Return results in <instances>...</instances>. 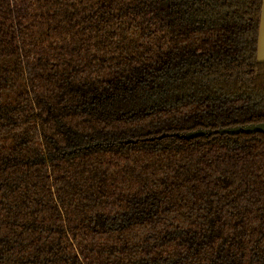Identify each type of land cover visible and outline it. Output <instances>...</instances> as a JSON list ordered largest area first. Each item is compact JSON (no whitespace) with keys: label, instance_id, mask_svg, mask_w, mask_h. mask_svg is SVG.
I'll list each match as a JSON object with an SVG mask.
<instances>
[{"label":"trees","instance_id":"1","mask_svg":"<svg viewBox=\"0 0 264 264\" xmlns=\"http://www.w3.org/2000/svg\"><path fill=\"white\" fill-rule=\"evenodd\" d=\"M264 0H0V264H264Z\"/></svg>","mask_w":264,"mask_h":264},{"label":"water","instance_id":"2","mask_svg":"<svg viewBox=\"0 0 264 264\" xmlns=\"http://www.w3.org/2000/svg\"><path fill=\"white\" fill-rule=\"evenodd\" d=\"M263 18H264V2H263L262 13H261V18H260V25H261ZM259 38H260V26H259L258 45H259ZM257 59L264 61V58L260 57L258 53V46H257ZM214 132L218 134H229V135H235L239 133H245V134H254L258 132L264 133V122L219 128L216 131L196 129L193 131H187L178 136L184 139H192V138H196L199 136H208Z\"/></svg>","mask_w":264,"mask_h":264},{"label":"crops","instance_id":"3","mask_svg":"<svg viewBox=\"0 0 264 264\" xmlns=\"http://www.w3.org/2000/svg\"><path fill=\"white\" fill-rule=\"evenodd\" d=\"M258 53L260 57L264 58V18L260 25V38H259V45H258Z\"/></svg>","mask_w":264,"mask_h":264}]
</instances>
